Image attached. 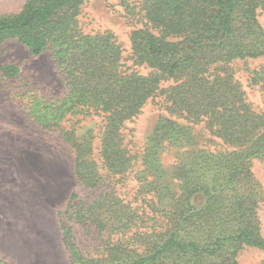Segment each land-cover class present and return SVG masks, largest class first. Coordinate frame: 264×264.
I'll return each instance as SVG.
<instances>
[{
    "label": "trees",
    "instance_id": "16d2710c",
    "mask_svg": "<svg viewBox=\"0 0 264 264\" xmlns=\"http://www.w3.org/2000/svg\"><path fill=\"white\" fill-rule=\"evenodd\" d=\"M85 1L27 0L18 12L0 14V44L16 38L33 56L48 50L65 80L62 97L36 106L39 116H99L100 168L120 175L135 156L123 144L125 121L156 94L163 95L167 115L159 117L140 155L138 193L150 195L144 198L150 211L139 213L112 188L79 202L75 212L81 221L116 238L107 239L104 254L95 259L69 242L72 264H208L228 247L231 255L242 244L264 250L250 165L252 156L264 155V110L252 107L227 66L233 59L264 55L257 19L264 0H144L146 24L129 34L131 65L122 62L111 30L83 31L78 16ZM135 65L149 71L140 73ZM0 70L9 76L18 67L0 64ZM252 81L264 94V72ZM171 115L203 122L230 148H194L190 124ZM166 146L177 150L170 172L160 161ZM78 149L90 151L81 144ZM99 173L95 161L77 165V176L89 188L101 187Z\"/></svg>",
    "mask_w": 264,
    "mask_h": 264
},
{
    "label": "rangeland",
    "instance_id": "374dc122",
    "mask_svg": "<svg viewBox=\"0 0 264 264\" xmlns=\"http://www.w3.org/2000/svg\"><path fill=\"white\" fill-rule=\"evenodd\" d=\"M26 1L0 0V14L16 13ZM143 1L86 0L81 5L79 23L85 32L111 30L121 47L122 62L131 65L129 34L146 24ZM257 19L264 29V8L257 9ZM0 64L18 67L17 73L9 76L0 70V259L8 264H72L69 242L86 258L101 257L106 240L116 238V234L81 221L75 212L76 205L103 189L112 188L114 194L139 213L150 211L144 201L150 195L138 193L140 173L137 172L143 168L140 155L148 136L159 117L167 115L163 95L152 96L139 114L125 121L121 129L123 144L135 156L126 173L113 175L100 168L99 116L66 114L53 120L37 113L36 106L62 97L67 90L48 50L33 56L16 38H8L0 44ZM227 66L252 107L264 110L260 83L252 81L264 72V55L233 59ZM134 68L140 73L149 71L145 65ZM169 83L170 80L163 81V85ZM171 117L181 124H190L196 139L194 148L214 152L230 148L212 135L203 122L191 124L182 117ZM80 144L90 151L79 153ZM176 151L173 146L161 150L164 170L170 172ZM80 161L96 162L101 177L99 189L89 188L80 181L77 176ZM250 165L259 190L255 209L258 233L264 239V155L252 156ZM195 200L201 203L202 197ZM232 251L228 247L206 263L264 264V250L257 247L242 244L234 255Z\"/></svg>",
    "mask_w": 264,
    "mask_h": 264
}]
</instances>
